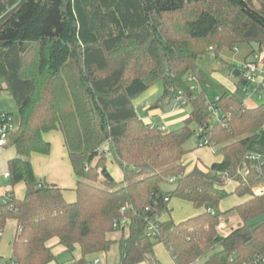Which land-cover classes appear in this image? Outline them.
I'll use <instances>...</instances> for the list:
<instances>
[{"label": "trees", "instance_id": "16d2710c", "mask_svg": "<svg viewBox=\"0 0 264 264\" xmlns=\"http://www.w3.org/2000/svg\"><path fill=\"white\" fill-rule=\"evenodd\" d=\"M253 43L264 54V0H0V90L17 105L7 171L12 186L25 185L22 199L0 203V241L7 222L16 223L12 263L56 262L48 246L56 239L70 255L79 248L86 264L121 231V264H158L156 243L174 264H264L255 263L264 252V167L260 175L246 159L264 127V102L249 108L230 93L208 101L198 66L211 53ZM158 81L159 104L181 95L182 107L190 106L172 131L144 123L133 106ZM211 107L220 113L214 123ZM198 129L221 160L187 172L185 143ZM52 131L61 132L76 177L72 202L33 173L31 156L49 154L43 135ZM108 161L121 170L120 182ZM217 172L231 173L232 194L245 198L232 209L239 223L226 236L218 228L229 211L219 206L231 193ZM171 177L175 188L166 192ZM173 199L201 212L160 220Z\"/></svg>", "mask_w": 264, "mask_h": 264}, {"label": "crops", "instance_id": "0c3cea01", "mask_svg": "<svg viewBox=\"0 0 264 264\" xmlns=\"http://www.w3.org/2000/svg\"><path fill=\"white\" fill-rule=\"evenodd\" d=\"M253 51L254 49L250 45L244 44L241 46H237L236 51H233L232 49H225L221 51L218 58H215L213 56H208L210 58H207L205 60H201L202 59L201 58L199 60V61H202V65L204 66L202 70L206 73V76H210L216 81V84H217L216 94L217 95L215 98L222 95L223 93H230L232 95H235L241 101H243L244 105L249 108H253L257 106L259 102L262 101L263 97L260 100L257 98V96H255L254 100L251 99V97L249 99L244 98V95L242 94L240 90L241 89L240 86L242 87V81H241L240 75L238 77L234 75V71L236 70L240 71L242 63L245 62L247 57ZM225 66H230L231 69L228 70ZM146 105L147 104H145V106ZM172 111H175V110H172ZM178 113L179 111L172 112V113H163L164 119L165 117H169V119H171V120H168V122L166 121L168 126H171L173 124L174 125L181 124L184 121V119H176L177 118L176 115ZM153 115H155L153 114V112L150 113L147 118L145 117V120H143V122L146 124H149V123L154 124L153 121L150 119L153 117ZM167 125H161L160 127L163 126L166 129ZM43 138L45 141L50 143L51 149L48 155L33 154L31 156V164L33 168V173L36 178H39V179L42 178V180L46 182L47 184H54L57 187H59L63 191L64 198L68 202H72L75 200L74 187L76 184V177L72 171L67 150L64 147L62 134L60 131H52V132L44 134ZM53 143L57 145V148H56L57 152L54 151ZM199 148H202V147H199ZM8 149H12L14 151L13 148H8ZM8 149L2 151L0 153V157L4 153H6ZM247 151L251 154H256L258 156H261L264 159V127L260 130L258 138L252 140L249 143L247 147ZM185 157H187V154L185 155ZM185 157L183 159V164L187 166V172H190L195 166H198L202 169H208L214 162H219L221 160L220 158L218 161H214L210 165H205V163H202L198 159L196 161H191V163L188 164L190 159H185ZM8 160H6L4 166H1L0 164V172H4L7 170ZM109 163L110 161H108L107 163V170L110 172L112 177L117 182H120L123 178V174L121 170L119 169L118 170L119 172L114 176L110 171V165H108ZM190 164H192L191 167H190ZM6 182L8 181L3 182V186L0 188V197H2V195L6 192L8 193L10 192L17 199H22L24 197L25 192L22 197H18L19 195L15 193L17 184L14 186L11 185V187L8 188V185ZM24 188H25V185H24ZM225 189L227 190V186H225ZM233 191L234 189L228 192L231 193V195H233L232 194ZM239 199H240L239 204L245 200V198H239ZM219 209H220V206H219ZM200 212L201 210H199V213ZM163 218H164V213L160 216V220L162 221L169 220V219H163ZM8 222L12 223V230L8 232L7 234H5V237L0 241V258L4 261L2 264H13L12 261L10 260L11 243L16 233V223L13 220H9ZM226 222H228V220H226ZM220 225H219L218 231H219V234L222 236H226L227 234L230 233L231 229L235 228V227H230V228L225 227L223 230H220ZM113 235H114L113 240H115L116 242L110 247L109 251L106 253H99V254H93V255L87 256L85 258L86 264H95L96 259H99L98 264H119V263L121 264L120 256H119V261H117V259L113 257V253L111 252V250L115 245H118L119 247L118 241L122 238V236H126V232L122 233L121 231H117ZM116 235L118 236L116 237ZM2 236H4V232ZM2 243L3 245H1ZM48 246L51 248L53 254L57 258L56 262H52L50 264H79V261L81 259V251L79 248H76V250L70 255L65 252V249L61 245L58 244V241L56 239L51 240L48 243ZM154 256L158 264H174L168 252L166 251L164 246L160 243H158V245L155 244L154 246ZM141 264H146V263H141Z\"/></svg>", "mask_w": 264, "mask_h": 264}, {"label": "rangeland", "instance_id": "374dc122", "mask_svg": "<svg viewBox=\"0 0 264 264\" xmlns=\"http://www.w3.org/2000/svg\"><path fill=\"white\" fill-rule=\"evenodd\" d=\"M241 46V45H239ZM254 50L257 49V45L255 43H253L252 45H250ZM233 51H236V47L232 48ZM210 53L212 52L211 50L209 51ZM220 54V53H219ZM208 56H213V54L211 53V55ZM202 57L201 60H205L207 58L210 57ZM214 57V56H213ZM250 55L247 57V59L245 61H247L248 59H250ZM212 59V58H211ZM198 66L200 69H202L204 66L202 65V61L198 62ZM228 70L231 69L230 66H225ZM216 81L210 77V76H206V79L204 81V85H203V89H204V93L208 99V101H213L216 97ZM190 87H195V91H200V86L198 84V82L195 80L194 82L190 83ZM241 88V86H240ZM162 94H163V84L161 81L156 82L154 85H152L151 87H149L144 93H142L141 95H139L137 98L134 99L133 101V106L136 110V113L138 115V117L141 120H145V117L147 118L149 116L150 113L153 112V117L150 118L153 123L157 126H161V125H167L166 121L168 122L169 117H165V119L163 118L164 114L163 113H172V112H178L179 113L176 115V119H185L186 117L189 116L190 114V106H184V107H180L178 109H173L174 103L173 101L168 102V100H164L162 103L159 104V102L161 101L162 98ZM251 99H255V96L252 95ZM146 102V103H145ZM264 102V96L262 101L259 102L263 103ZM145 104H147L145 106ZM157 107H155L156 105H158ZM175 110V111H172ZM156 111V112H155ZM0 113H8L11 114L14 118L17 117V105L15 104L12 96L5 90H0ZM162 114V115H161ZM218 115H220V113L218 112ZM216 117H213L211 123H214L216 121ZM182 126L181 124H177V125H171V126H166V130L167 131H172L175 130L179 127ZM194 128H196V126H193ZM54 144V143H53ZM199 144V140L197 138V132L185 143V149L187 150V157H185V159H190V161L188 162L191 163V161H196V160H200L202 163H205V165H210L211 163H213L214 161H218L220 159V157L218 155H216L214 153V151L216 149H211L209 147H202L199 148L198 147ZM57 145L54 144V151H56ZM15 156V153L12 149H8L6 151V153H4L1 157H0V164L1 166H4L6 160L13 158ZM195 163V162H194ZM108 165H110V171L111 173L115 176L119 171V167L114 164V163H109ZM192 166V164H190V167ZM110 173V172H109ZM38 180H42L37 178ZM44 182V181H43ZM8 185V188L11 187V184L9 182H6ZM227 186V190L228 191H232L235 187V184L230 183V184H226ZM163 188L166 192H170L175 188V183H169L166 182L163 184ZM25 192V188H24V184L23 183H19L16 185V191L15 193L17 195H19L18 197H22L24 195ZM263 193V192H262ZM240 199L235 196V195H229L225 200H223V202L220 205V212L223 211H229L227 217H224L221 221V225H220V230H223L225 227H236L237 224L239 223V217L237 216L236 212L233 211V207L236 206L237 204H239ZM170 212H165L164 213V218L163 219H171L174 222H180L183 221L187 218L196 216L199 213V210H196L192 207V205L188 202L185 201H181L179 199H173L170 202V206H169ZM170 214V216H169ZM226 220H228V222H226ZM12 230V223L8 222L6 224V228L4 229V236H2L1 240L5 237V234H7L8 232H10ZM127 235V232H126ZM118 235H116L117 237ZM111 239H114V235H110L109 236ZM3 242V241H2ZM3 245V243L1 244ZM156 245H158V243H156ZM111 252L113 253V257H115L117 259V261H119V256H120V250L118 245H115ZM4 261L0 258V264H2ZM120 264V263H119Z\"/></svg>", "mask_w": 264, "mask_h": 264}, {"label": "built area", "instance_id": "2783aa9c", "mask_svg": "<svg viewBox=\"0 0 264 264\" xmlns=\"http://www.w3.org/2000/svg\"><path fill=\"white\" fill-rule=\"evenodd\" d=\"M250 59L243 62L240 69V78L242 82H245V85L242 86V92L246 99H249L252 95L257 96L260 100L264 96V54L260 52H252L250 54ZM189 83L194 82V77H188ZM195 90V87L191 88ZM182 99L183 96H177L174 100L173 109H178L182 107ZM213 117L218 118V111L214 108L209 109ZM15 129V121L12 115L8 113H0V153L9 147L8 143V136L9 133ZM161 130H166L165 127H160ZM202 133V129L197 130V135ZM204 142L199 141L198 147H205ZM246 159L251 162H256V169L260 175H262V168L264 167V159L261 156L256 154L248 153ZM248 172L247 167H244L242 170H237L236 176L245 174ZM219 178L224 180L226 184L234 183V177L229 172H217L216 173ZM10 179V174L6 170L4 172H0V188L3 186V182L8 181ZM169 183H175L176 178L171 177L168 179ZM263 191H260L261 194ZM11 196H13L10 192H6L0 197V203L5 204L6 202L10 201ZM160 219V218H159ZM156 219L155 221H157ZM147 234L149 236H154L157 234V226L154 223H149L147 226ZM264 262V252L261 256H259L255 263ZM99 263V259L95 260V264Z\"/></svg>", "mask_w": 264, "mask_h": 264}, {"label": "water", "instance_id": "95a60500", "mask_svg": "<svg viewBox=\"0 0 264 264\" xmlns=\"http://www.w3.org/2000/svg\"><path fill=\"white\" fill-rule=\"evenodd\" d=\"M234 75L238 77L240 75V71L239 70L234 71ZM244 85H245V82H242V86Z\"/></svg>", "mask_w": 264, "mask_h": 264}]
</instances>
